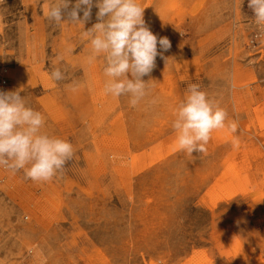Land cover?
Returning a JSON list of instances; mask_svg holds the SVG:
<instances>
[{
	"label": "rangeland",
	"instance_id": "1",
	"mask_svg": "<svg viewBox=\"0 0 264 264\" xmlns=\"http://www.w3.org/2000/svg\"><path fill=\"white\" fill-rule=\"evenodd\" d=\"M49 2L0 0V90L22 89L75 155L49 182L0 168V264H264V35L247 0H140L171 49L142 78L158 103L136 107L86 61L98 9L57 25ZM193 83L237 128L188 155L171 122Z\"/></svg>",
	"mask_w": 264,
	"mask_h": 264
},
{
	"label": "clouds",
	"instance_id": "2",
	"mask_svg": "<svg viewBox=\"0 0 264 264\" xmlns=\"http://www.w3.org/2000/svg\"><path fill=\"white\" fill-rule=\"evenodd\" d=\"M247 2L264 35V0ZM70 4L71 0H50L43 15L57 25H84L91 18L92 8L98 9V22L88 30L83 28L82 38L89 46L87 63L103 59V94L116 99L127 96L131 107L146 99L156 105L154 81L142 78L155 68L157 56L166 59L164 53L171 49V42L167 37L158 38L147 26L140 0H75L71 8ZM58 62H63L62 57ZM48 75L54 83L67 78L66 70L59 66ZM21 91L0 90V168L13 175L23 172L33 182H49L63 174L75 149L68 140L45 130V116L29 105ZM172 114L176 146L188 155L205 152L213 131L227 126L235 132L237 128L234 121L226 124L227 110L195 83L188 85Z\"/></svg>",
	"mask_w": 264,
	"mask_h": 264
},
{
	"label": "built area",
	"instance_id": "3",
	"mask_svg": "<svg viewBox=\"0 0 264 264\" xmlns=\"http://www.w3.org/2000/svg\"><path fill=\"white\" fill-rule=\"evenodd\" d=\"M0 82L2 84H6V82H7V76L5 74L0 78Z\"/></svg>",
	"mask_w": 264,
	"mask_h": 264
}]
</instances>
